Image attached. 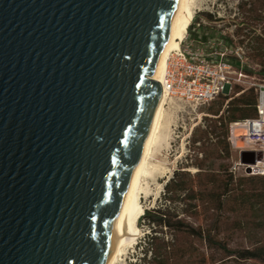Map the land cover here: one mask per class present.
Masks as SVG:
<instances>
[{
    "label": "water",
    "instance_id": "1",
    "mask_svg": "<svg viewBox=\"0 0 264 264\" xmlns=\"http://www.w3.org/2000/svg\"><path fill=\"white\" fill-rule=\"evenodd\" d=\"M181 3L0 0V264L107 263Z\"/></svg>",
    "mask_w": 264,
    "mask_h": 264
},
{
    "label": "rangeland",
    "instance_id": "2",
    "mask_svg": "<svg viewBox=\"0 0 264 264\" xmlns=\"http://www.w3.org/2000/svg\"><path fill=\"white\" fill-rule=\"evenodd\" d=\"M192 6L194 17L191 23L195 26L188 29L185 41H196V36L203 32L200 25H204L209 28L206 30L207 34L213 37L196 46L198 50L195 51L198 54H210L213 58L220 57L221 52L225 51L226 55L235 56L241 61L244 66L242 72L246 76L240 77L239 70L233 65L237 73L231 74L232 87L225 95L208 104L197 106L172 96L167 98L160 138L149 159L150 174L144 178L140 194L144 213L146 210L156 209L164 186L174 171L184 166L186 158L195 155L190 143L191 134L194 127L205 123L203 119L207 111L217 107L223 97H238L250 88L256 93L258 85L264 84V0H193ZM206 14L214 15L215 20L210 21ZM225 36L232 38L231 46H228L227 50L223 48L227 45L223 39ZM230 145L231 156L223 161L227 163L235 181L243 178L258 183L260 176L252 177L246 175L242 169H235L236 162L240 160L239 150L231 142ZM199 157H202V153H199ZM184 169H189L191 173L197 171L194 167ZM210 215V219H206L202 214L198 218H188V221L206 228L218 218L214 230L215 238L227 244L230 249L249 248L259 241H264V227L259 226L264 220V205L256 202L243 205L239 201L230 200L224 208L211 212ZM137 224L139 235L134 242L124 247L116 264L136 263L138 258L142 257L140 245L149 234L150 226L147 219H144V214L139 217ZM179 245L194 248L199 264H264L257 260L229 257L221 248L210 247L206 241L194 236H180ZM194 259L193 257V261ZM193 261L183 264H191Z\"/></svg>",
    "mask_w": 264,
    "mask_h": 264
},
{
    "label": "trees",
    "instance_id": "3",
    "mask_svg": "<svg viewBox=\"0 0 264 264\" xmlns=\"http://www.w3.org/2000/svg\"><path fill=\"white\" fill-rule=\"evenodd\" d=\"M206 16L210 21L216 18L212 14ZM194 26L191 23L188 29ZM200 26L203 32L196 36V41H209L213 37L206 32L209 28ZM223 39L227 44L223 48L227 50L228 46H231L232 38L225 36ZM223 52L225 51L221 53ZM228 58L237 69H243L244 66L237 57ZM223 95L225 94L218 97ZM229 99L223 97L217 107L207 111L203 119L205 123L194 127L190 143L195 155L186 158L184 166L174 171L164 186L156 209L143 213L150 226V232L140 245L142 257L131 264H183L193 261V257L195 259L191 264H199L194 248L179 245L180 236L203 239L210 247L221 248L229 257L264 263V241H259L249 248L230 249L227 244L215 238L214 230L218 218L206 228L188 221V218H198L202 214L206 219H210L211 212L221 210L230 200L239 201L243 205H251L254 202L264 205V176L259 177L258 183L243 178L235 181L227 163L223 161L231 156L230 124L255 117L257 92L250 88L238 97ZM199 153H202L201 158ZM190 167L196 168L197 171L191 173L189 169H184ZM259 226L264 227V220Z\"/></svg>",
    "mask_w": 264,
    "mask_h": 264
},
{
    "label": "built area",
    "instance_id": "4",
    "mask_svg": "<svg viewBox=\"0 0 264 264\" xmlns=\"http://www.w3.org/2000/svg\"><path fill=\"white\" fill-rule=\"evenodd\" d=\"M185 40L186 37L168 61L165 88L170 96L184 102L197 106L208 104L232 87L231 74L237 70L226 53L217 58L207 53L198 54L196 46L204 43ZM238 70L240 77L246 76L242 69ZM256 92L255 117L231 123L229 141L239 150V156L242 151H249L255 158L251 164L239 160L235 169H242L246 175L264 176V84H259Z\"/></svg>",
    "mask_w": 264,
    "mask_h": 264
},
{
    "label": "bare ground",
    "instance_id": "5",
    "mask_svg": "<svg viewBox=\"0 0 264 264\" xmlns=\"http://www.w3.org/2000/svg\"><path fill=\"white\" fill-rule=\"evenodd\" d=\"M192 5L193 0H182L178 13L175 17L172 32L168 39L166 48L162 53L158 64L150 75L152 79L161 83L162 93L152 121L148 139L140 155L128 187L129 196L121 210L116 236L106 264H116L124 247L134 242L140 233L137 223L139 217L144 213V209L140 202V194L143 189L142 185L144 178L150 174L149 159L153 153L155 145L159 141L165 114V103L167 98L170 96L165 88L166 69L172 53L181 47V43L185 38L188 27L193 20L194 12Z\"/></svg>",
    "mask_w": 264,
    "mask_h": 264
}]
</instances>
